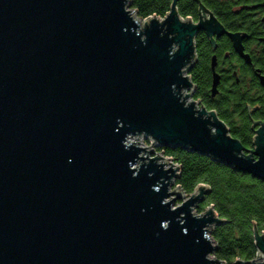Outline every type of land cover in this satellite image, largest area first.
I'll return each mask as SVG.
<instances>
[{
    "label": "water",
    "instance_id": "1",
    "mask_svg": "<svg viewBox=\"0 0 264 264\" xmlns=\"http://www.w3.org/2000/svg\"><path fill=\"white\" fill-rule=\"evenodd\" d=\"M129 7L0 0V264L223 263L210 231L225 220L193 211L209 187L170 191L180 167L153 148L261 179L264 157L240 156L192 99L194 37L209 22L182 21L175 0L165 19ZM252 233L256 258L231 264H264V232Z\"/></svg>",
    "mask_w": 264,
    "mask_h": 264
},
{
    "label": "flooded vegetation",
    "instance_id": "2",
    "mask_svg": "<svg viewBox=\"0 0 264 264\" xmlns=\"http://www.w3.org/2000/svg\"><path fill=\"white\" fill-rule=\"evenodd\" d=\"M173 1L164 0L168 10L163 16L150 17L165 19ZM175 7L182 21L210 24L209 32L201 30L194 37L190 72L197 82L192 99L196 96L199 106L215 113L228 136L240 144V156L259 161L264 157V0H175ZM183 10L190 13L182 16ZM213 161L258 186L260 203L252 211V224L264 226V179Z\"/></svg>",
    "mask_w": 264,
    "mask_h": 264
},
{
    "label": "trees",
    "instance_id": "3",
    "mask_svg": "<svg viewBox=\"0 0 264 264\" xmlns=\"http://www.w3.org/2000/svg\"><path fill=\"white\" fill-rule=\"evenodd\" d=\"M131 9L138 18L146 19L153 15L163 16L168 10V3L164 0H131ZM188 13L183 10L182 16ZM189 76L192 82H197L196 75L189 72ZM158 151L180 167L175 185L186 195L191 194L199 184L210 188L198 210L202 212L206 207L213 206L217 215L225 220L211 232L217 246L214 253L216 259L227 264L237 259L245 262L253 260L257 251L252 237V223L256 221L252 211L260 203L258 186L240 172L213 161L209 156L180 147H164ZM258 230L264 231V226L259 225Z\"/></svg>",
    "mask_w": 264,
    "mask_h": 264
},
{
    "label": "rangeland",
    "instance_id": "4",
    "mask_svg": "<svg viewBox=\"0 0 264 264\" xmlns=\"http://www.w3.org/2000/svg\"><path fill=\"white\" fill-rule=\"evenodd\" d=\"M129 9H131V7H129ZM187 93H189L190 92V90H188V91H186ZM147 141H149V140H147ZM146 140H144L143 139V143H145V146H147L148 144H149V142H147ZM156 153H158L159 151L156 149V151H155ZM162 155H164L163 153H162ZM165 156V155H164ZM173 161V160H172ZM173 163L175 164V162L173 161ZM175 181H176V178H174V183L172 184V186L170 187V191L171 190H173L175 187H176V185H175ZM185 194V193H184ZM171 197H175V195H172ZM188 198V196H185L183 199L181 198V200H176V201H174V203H173V207H175L176 205H179L182 201H185L186 199ZM200 205V204H199ZM193 211H196L195 212V214L196 215H199V214H201V213H203V211L202 212H199V210H198V207L196 206L194 209H193ZM214 229V228H213ZM213 231V230H212ZM212 231H210V237H211V232ZM215 245V244H214ZM256 256H257V253H256ZM214 257V259L215 260H217V261H219L218 259H216V257L214 256V254H212L209 258H213ZM256 258V257H255ZM254 258V259H255ZM260 262L262 263V262H264V259H261L260 260ZM233 263V262H232ZM215 264V263H214ZM216 264H219V263H216ZM222 264H227V263H222ZM249 264V263H248Z\"/></svg>",
    "mask_w": 264,
    "mask_h": 264
},
{
    "label": "built area",
    "instance_id": "5",
    "mask_svg": "<svg viewBox=\"0 0 264 264\" xmlns=\"http://www.w3.org/2000/svg\"><path fill=\"white\" fill-rule=\"evenodd\" d=\"M198 104V103H197ZM199 105V104H198ZM145 140V139H144ZM147 141V140H146ZM147 142H149V144H150V141H147ZM149 144L147 145V146H149ZM146 146V147H147ZM156 149L158 150L159 148H153V150H154V152L156 151ZM156 153V152H155ZM164 154V153H163ZM176 164V163H175Z\"/></svg>",
    "mask_w": 264,
    "mask_h": 264
}]
</instances>
